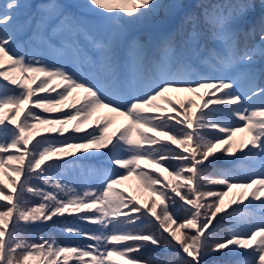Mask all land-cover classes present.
Segmentation results:
<instances>
[{
    "label": "snow or ice",
    "instance_id": "6c2138e0",
    "mask_svg": "<svg viewBox=\"0 0 264 264\" xmlns=\"http://www.w3.org/2000/svg\"><path fill=\"white\" fill-rule=\"evenodd\" d=\"M20 7V0H5L0 10V264H208L206 257L220 253L241 258L212 264H264V166L244 179L215 167L221 160L264 157V87L256 83L264 68L255 67L264 63V14L260 46L239 44L241 34L255 33V26L243 28L254 0H236L227 14L218 9L210 17L184 12L183 0L71 6L44 0L18 46L8 26ZM161 13L180 18L149 58L146 44L131 32ZM201 17L219 47L201 43ZM25 45L39 46L52 59L37 58ZM199 65L211 74L200 75ZM240 74L248 82L244 93ZM169 93L196 99L174 102ZM256 97L262 102L251 105ZM37 109L61 115L46 118ZM102 109L127 123L109 131L111 116L93 119ZM100 156L112 167L93 170L95 186L78 189L54 175L62 165ZM133 176L158 199L141 203L118 190ZM233 189L239 191L226 202ZM26 196L39 202L30 206ZM252 206L259 207L258 216L243 210ZM179 210L190 213L183 222ZM70 215L96 226H62L83 243L26 238L31 226ZM226 217L243 230L214 240L213 229ZM153 223L155 231H147ZM149 247L161 254L145 258Z\"/></svg>",
    "mask_w": 264,
    "mask_h": 264
},
{
    "label": "trees",
    "instance_id": "16d2710c",
    "mask_svg": "<svg viewBox=\"0 0 264 264\" xmlns=\"http://www.w3.org/2000/svg\"><path fill=\"white\" fill-rule=\"evenodd\" d=\"M44 2V0H20L21 7L16 9L14 12L15 19L11 25H9V29L13 31L14 36L16 37L17 45L19 46L20 41L27 40V37L30 35V30H24L26 28V22L30 19L34 18V16L37 13L38 7ZM58 2L66 4V5H75L77 3H82L83 0H58ZM236 0H189L184 2L185 8L183 9L184 12L194 13L198 17L201 16V12H206L208 16L216 14V11L219 9L222 13L227 14L229 11V5L234 4ZM5 3V0H0V10H2V6ZM255 7L252 9L249 17L248 22L243 25V28L245 31H248V29L252 26H255V33L251 36L245 37L244 35L239 36V44L241 48L244 47H259L260 46V26L258 23L259 17L264 14V6L260 4V0H254ZM79 11L81 13H88L87 9L80 8ZM91 15V14H89ZM179 16L175 17H165L164 15L160 16V21L164 20V24H167L170 20L169 19H176V24L179 21ZM169 20V21H168ZM34 23V20H33ZM176 26V25H175ZM200 31L202 33V40L201 43L204 44L207 48H213V47H219V45L209 39V32L210 28L209 25L204 23V18L201 17L200 19ZM136 33H133L134 37H138L142 42L146 44L147 47V55L149 58L153 55L155 45L157 42V38L153 39L151 43H147L145 40V35L143 33L135 35ZM25 48L28 52L34 53L37 58L42 59H52V54L49 52L40 49L39 46H27L25 45ZM120 58L121 61H124L126 59L125 56V49H122L120 52ZM258 65H255V67L258 69ZM264 68V65L259 68ZM258 69V70H259ZM199 74L200 75H210L211 73L208 71L207 67L204 65H199ZM239 83H238V90L241 91V93H244L247 91L248 88V82L246 79V76L243 74H240L238 76ZM0 83H4L0 81ZM256 83L260 87H264V72H258ZM11 87V86H10ZM171 95L178 96L179 93H170ZM43 95V94H41ZM54 95V93H53ZM188 94L186 93V96ZM190 98V97H186ZM201 103L200 101H197L196 103ZM262 102V98L256 97L253 98L250 102L251 105H258ZM67 103V102H66ZM249 106V105H245ZM57 107H65V111L68 109L66 106H57ZM39 112L43 117L46 118H58L61 114L56 113H43L39 109L36 110ZM72 123L70 122L65 125L66 128L71 129ZM127 123L124 122L120 127L125 125ZM83 128L88 129V124H83ZM241 135V133H237ZM67 135V133H66ZM76 135H82V134H76ZM39 138V137H37ZM71 138V137H70ZM239 139V138H237ZM262 161H264V157L261 156H254V157H245L241 156L240 159L236 160L234 163L227 164L224 163L222 160L216 162L217 168L226 170L229 172V174L234 179H244L248 176L252 175L253 173H259L262 170ZM175 163V162H172ZM103 165L105 168L112 167L107 163L106 157L100 156V157H89L85 159H81L78 161H75L74 163H68L65 165H62L60 169L57 170L54 175H59L66 183H68L70 186L76 187V188H82L86 185H92L95 186V184L98 182L97 177L94 174V169H96L98 166ZM146 171H151L149 169H145ZM31 184L38 185V181L31 180ZM156 187H160V185H157ZM118 190H121L125 193V195H134L138 200L139 199H145L147 198V202L149 198L152 199H158L156 197H151V194L146 192L139 184V182L136 180L135 176L130 178L127 181L122 182L119 186H117ZM238 189H233L230 193L229 197H225V201L227 202L229 199L233 198L235 194L238 192ZM261 195H264V192L261 193ZM30 201V206L38 203V198H32L27 197ZM178 199V198H177ZM4 202H0L2 204ZM182 203V202H181ZM258 204V202H254V205ZM190 207V206H188ZM235 207V206H234ZM159 210V209H158ZM244 211L253 213L254 215L260 214V209L257 206H252L247 209H243ZM75 215V214H74ZM74 215L66 216L63 218H53V221H49L45 224L40 225H33L29 228L28 234L26 238L30 240H36L37 236H43L44 239H49L54 237L56 240L62 242V243H83L81 237L74 236L67 234L61 230L62 226L65 224H71L74 227H80L83 229L91 230L94 229L96 226L91 225L88 222L85 221H78L74 218ZM190 216L189 212H186L184 210L178 211V221L183 222L186 218ZM144 223L147 225L148 220L145 219ZM176 226L173 225V228ZM243 230V228L238 224L237 220L233 217H226L222 219L221 223L218 224L213 229V239L223 238L228 236L232 231H240ZM147 231H155V224L153 223L151 226L147 228ZM183 231H191V230H183ZM167 235V234H165ZM161 252L158 249H154L149 247L145 250L144 256L147 258L148 256H156L160 255ZM241 257L238 256H225L223 253L217 254L215 256H209L206 257V260L208 261V264H212L213 261H219V260H235L240 259ZM40 257H37V260H40ZM86 260L90 258H85ZM111 259L119 261V257H112ZM46 264V262H45Z\"/></svg>",
    "mask_w": 264,
    "mask_h": 264
},
{
    "label": "rangeland",
    "instance_id": "374dc122",
    "mask_svg": "<svg viewBox=\"0 0 264 264\" xmlns=\"http://www.w3.org/2000/svg\"><path fill=\"white\" fill-rule=\"evenodd\" d=\"M186 1H189V0H183V3ZM161 15H164V14L161 13L160 15L152 17L149 21H147L144 24L134 26L132 29L131 35H133V33H136L135 35L143 33L145 35V40L147 41V43L148 42L151 43L153 41V39H155V37L158 40L160 36H162L164 33L171 31L176 25V19L175 20L169 19L170 21L168 20L169 22L167 24H164L163 23L164 20L160 21ZM258 64H259L258 69L264 65V63L259 62V61L256 63V65H258ZM74 95L82 96L83 94L82 93H76ZM168 95L171 96V98L173 99L174 102L185 100L187 96L194 99V100L196 99L194 96H190V94H188L186 96V93H179L178 96L171 95L170 93ZM197 101H199V100H196V102ZM105 115L111 116L113 118V123L109 127V131H113L114 129L119 128L124 122H126L124 117L116 116L114 113H109L106 109H102V110H99L98 112H96L94 114L93 119H95V117L105 116ZM242 136L246 138L245 133H241V135L236 134V138H240ZM161 139L166 140L167 138L161 137ZM153 168H155L154 165L149 166L147 169L152 170ZM160 171H162V169H156L157 173H159ZM139 201L141 203H147V198L139 199Z\"/></svg>",
    "mask_w": 264,
    "mask_h": 264
}]
</instances>
